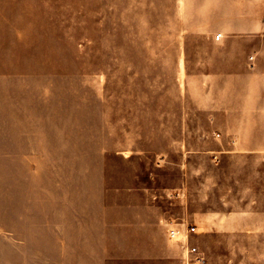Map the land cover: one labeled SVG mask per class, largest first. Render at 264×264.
Masks as SVG:
<instances>
[{
	"label": "rangeland",
	"instance_id": "1",
	"mask_svg": "<svg viewBox=\"0 0 264 264\" xmlns=\"http://www.w3.org/2000/svg\"><path fill=\"white\" fill-rule=\"evenodd\" d=\"M198 5L0 0L7 240L48 264H184L173 218L196 224L204 264H264L246 231L214 223L264 211V156L239 152L238 122L202 109L204 81L187 78Z\"/></svg>",
	"mask_w": 264,
	"mask_h": 264
},
{
	"label": "crops",
	"instance_id": "2",
	"mask_svg": "<svg viewBox=\"0 0 264 264\" xmlns=\"http://www.w3.org/2000/svg\"><path fill=\"white\" fill-rule=\"evenodd\" d=\"M199 2L198 19L204 13V21L188 22L182 28L184 51L188 48L191 54L183 61L184 71L187 78L204 81L206 106L202 109L221 111L226 122H238V143L243 146L239 152L264 156V0ZM257 213L254 216L227 215L221 217L220 222L212 220L208 224H220L227 231H246L245 238L255 241V254L262 262L264 211ZM167 222L175 221L170 218ZM251 226L253 234L247 233ZM205 236L213 235L205 233ZM6 238V233L1 231L0 264H48L44 259L47 254H40L30 241ZM180 251L183 257V250Z\"/></svg>",
	"mask_w": 264,
	"mask_h": 264
},
{
	"label": "built area",
	"instance_id": "3",
	"mask_svg": "<svg viewBox=\"0 0 264 264\" xmlns=\"http://www.w3.org/2000/svg\"><path fill=\"white\" fill-rule=\"evenodd\" d=\"M221 34L217 35L220 38ZM172 224V225H171ZM196 224L177 225L175 222L169 224L167 233L171 240L182 243L184 264H204L205 258L201 255L199 248L191 243V237L197 233Z\"/></svg>",
	"mask_w": 264,
	"mask_h": 264
}]
</instances>
